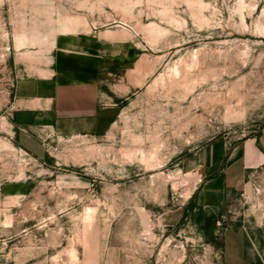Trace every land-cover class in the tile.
Returning a JSON list of instances; mask_svg holds the SVG:
<instances>
[{"label": "rangeland", "instance_id": "obj_1", "mask_svg": "<svg viewBox=\"0 0 264 264\" xmlns=\"http://www.w3.org/2000/svg\"><path fill=\"white\" fill-rule=\"evenodd\" d=\"M82 66L107 85L98 134L27 150L22 79ZM264 133V0H0V264H223L264 244V170L206 206L202 152Z\"/></svg>", "mask_w": 264, "mask_h": 264}, {"label": "crops", "instance_id": "obj_2", "mask_svg": "<svg viewBox=\"0 0 264 264\" xmlns=\"http://www.w3.org/2000/svg\"><path fill=\"white\" fill-rule=\"evenodd\" d=\"M106 84L98 71L74 66L47 77L22 79L15 88L9 120L23 146L37 152L45 136L59 139L98 134L108 110ZM209 175L202 191L206 206L221 205L228 194L245 191L247 180L264 170V133L228 146L212 143L202 152ZM246 221L224 235L223 264H264V244L250 233Z\"/></svg>", "mask_w": 264, "mask_h": 264}]
</instances>
